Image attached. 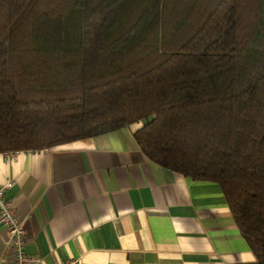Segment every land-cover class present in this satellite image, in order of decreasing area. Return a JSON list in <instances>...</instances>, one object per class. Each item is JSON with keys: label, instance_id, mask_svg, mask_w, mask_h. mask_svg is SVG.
I'll list each match as a JSON object with an SVG mask.
<instances>
[{"label": "trees", "instance_id": "obj_1", "mask_svg": "<svg viewBox=\"0 0 264 264\" xmlns=\"http://www.w3.org/2000/svg\"><path fill=\"white\" fill-rule=\"evenodd\" d=\"M140 121V150L217 183L264 264V0H0V153Z\"/></svg>", "mask_w": 264, "mask_h": 264}, {"label": "crops", "instance_id": "obj_2", "mask_svg": "<svg viewBox=\"0 0 264 264\" xmlns=\"http://www.w3.org/2000/svg\"><path fill=\"white\" fill-rule=\"evenodd\" d=\"M143 123L0 153L32 264H257L221 187L147 158L133 136ZM12 262L0 227V264Z\"/></svg>", "mask_w": 264, "mask_h": 264}, {"label": "built area", "instance_id": "obj_3", "mask_svg": "<svg viewBox=\"0 0 264 264\" xmlns=\"http://www.w3.org/2000/svg\"><path fill=\"white\" fill-rule=\"evenodd\" d=\"M11 185V181L0 185V227L5 229L8 234L9 245L13 254L12 264H32L25 251L26 231L16 213L13 202L6 195V191Z\"/></svg>", "mask_w": 264, "mask_h": 264}]
</instances>
